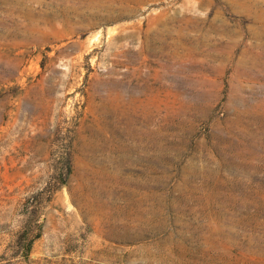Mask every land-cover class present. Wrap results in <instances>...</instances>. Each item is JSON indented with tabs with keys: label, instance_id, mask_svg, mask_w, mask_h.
<instances>
[{
	"label": "rangeland",
	"instance_id": "374dc122",
	"mask_svg": "<svg viewBox=\"0 0 264 264\" xmlns=\"http://www.w3.org/2000/svg\"><path fill=\"white\" fill-rule=\"evenodd\" d=\"M0 264H264V0H0Z\"/></svg>",
	"mask_w": 264,
	"mask_h": 264
}]
</instances>
